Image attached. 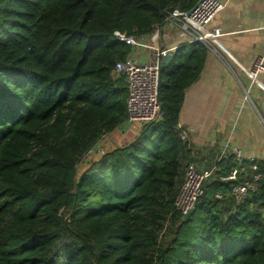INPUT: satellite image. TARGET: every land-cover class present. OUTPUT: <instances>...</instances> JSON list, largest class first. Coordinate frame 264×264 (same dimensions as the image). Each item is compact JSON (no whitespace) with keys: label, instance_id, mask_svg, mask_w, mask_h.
Listing matches in <instances>:
<instances>
[{"label":"trees","instance_id":"obj_1","mask_svg":"<svg viewBox=\"0 0 264 264\" xmlns=\"http://www.w3.org/2000/svg\"><path fill=\"white\" fill-rule=\"evenodd\" d=\"M198 1L0 0V264H264V161L238 163L240 181L261 174L242 200L221 179L230 157L192 214L175 206L192 160L177 125L202 46L161 65L163 119L91 152L127 121L114 69L130 39Z\"/></svg>","mask_w":264,"mask_h":264},{"label":"crops","instance_id":"obj_2","mask_svg":"<svg viewBox=\"0 0 264 264\" xmlns=\"http://www.w3.org/2000/svg\"><path fill=\"white\" fill-rule=\"evenodd\" d=\"M219 1L224 7L209 27L221 29L220 45L192 42L188 33L166 20L144 39H134L138 45H133L132 52L133 58L148 62L152 49L147 46L151 44L174 53L183 48L184 56L202 46L200 70L184 91L178 122L188 131L189 138L183 141L190 144L191 162L200 170L230 157L233 161L234 147L243 153L240 161H264V88L244 71L264 53V0ZM259 80L264 86V72ZM141 129L139 124L125 123L104 135L95 147L111 150L127 144Z\"/></svg>","mask_w":264,"mask_h":264},{"label":"built area","instance_id":"obj_3","mask_svg":"<svg viewBox=\"0 0 264 264\" xmlns=\"http://www.w3.org/2000/svg\"><path fill=\"white\" fill-rule=\"evenodd\" d=\"M224 5L219 0H199L189 11H182L174 8L166 15V20L180 27L188 33L192 42L204 45H220L219 36L222 34L220 28H210L211 22L222 10ZM144 39V37H142ZM132 45H138L133 38L130 39ZM147 46V45H146ZM152 49L148 62H140L129 55L125 60L119 61L115 65L114 72L123 75L127 81V124L147 125L151 122L159 121L164 117V111L159 99V81L162 58L169 54L171 48L147 46ZM244 71L250 79L264 88L259 80L260 74L264 72V53L258 54L252 67ZM179 136L181 140H188V131L178 123ZM228 147V146H226ZM94 148L91 152H94ZM234 167L226 175H222L223 181L231 182V194L240 201L250 190H255L257 181L261 174L255 173L252 178L239 180V167L237 166L243 157L239 148H231ZM223 155V154H222ZM221 156V155H220ZM219 156L218 162L221 160ZM223 157V156H222ZM257 171V165L251 167ZM216 167L200 170L194 162H190L185 167L184 182L175 200L176 209L186 215L195 208V203L204 192V182L213 175Z\"/></svg>","mask_w":264,"mask_h":264},{"label":"water","instance_id":"obj_4","mask_svg":"<svg viewBox=\"0 0 264 264\" xmlns=\"http://www.w3.org/2000/svg\"><path fill=\"white\" fill-rule=\"evenodd\" d=\"M175 53L173 51H170L168 55L164 56L162 58V64H168L172 61V59L174 58ZM161 83V79L159 81V85ZM194 212V209H191L188 214H186L185 216H188L189 214H192Z\"/></svg>","mask_w":264,"mask_h":264},{"label":"rangeland","instance_id":"obj_5","mask_svg":"<svg viewBox=\"0 0 264 264\" xmlns=\"http://www.w3.org/2000/svg\"><path fill=\"white\" fill-rule=\"evenodd\" d=\"M123 145H125V143H122L120 146H123ZM95 151L97 152V156H98V155H99L98 153L103 154L105 151H107V149H106L104 146H101V147L99 146L97 150H94V152H95ZM89 155H91V154H89ZM95 155H96V154H95ZM90 158H91V157H90ZM87 159H89V156L87 157ZM88 161H89V160H84V163H85V162H88ZM84 163H83V164H84ZM80 168H81V170H82V169H83V165H81ZM198 216H199V215H197V217H198ZM197 221H198V226H199V225H200V220L198 219ZM198 226H197V227H198Z\"/></svg>","mask_w":264,"mask_h":264}]
</instances>
